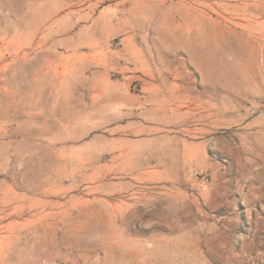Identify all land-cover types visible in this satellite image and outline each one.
Here are the masks:
<instances>
[{
  "label": "rangeland",
  "instance_id": "rangeland-1",
  "mask_svg": "<svg viewBox=\"0 0 264 264\" xmlns=\"http://www.w3.org/2000/svg\"><path fill=\"white\" fill-rule=\"evenodd\" d=\"M0 63V264H264V0H0Z\"/></svg>",
  "mask_w": 264,
  "mask_h": 264
},
{
  "label": "bare ground",
  "instance_id": "bare-ground-1",
  "mask_svg": "<svg viewBox=\"0 0 264 264\" xmlns=\"http://www.w3.org/2000/svg\"><path fill=\"white\" fill-rule=\"evenodd\" d=\"M4 43H5V42H4ZM1 63H2V62H1ZM1 63H0V64H1ZM2 64H3V63H2ZM1 70H2V69H1ZM2 80H4V79H2ZM15 144H16V143H15Z\"/></svg>",
  "mask_w": 264,
  "mask_h": 264
},
{
  "label": "trees",
  "instance_id": "trees-1",
  "mask_svg": "<svg viewBox=\"0 0 264 264\" xmlns=\"http://www.w3.org/2000/svg\"><path fill=\"white\" fill-rule=\"evenodd\" d=\"M263 250H264V245H263Z\"/></svg>",
  "mask_w": 264,
  "mask_h": 264
}]
</instances>
